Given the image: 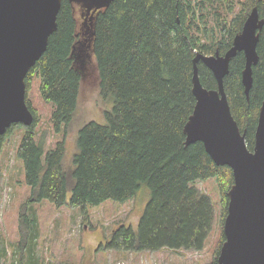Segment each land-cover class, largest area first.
I'll return each mask as SVG.
<instances>
[{"label":"trees","instance_id":"1","mask_svg":"<svg viewBox=\"0 0 264 264\" xmlns=\"http://www.w3.org/2000/svg\"><path fill=\"white\" fill-rule=\"evenodd\" d=\"M253 9L263 25L248 98L241 84L243 53L231 60L223 80L231 116L250 152L264 98V0H113L85 23L84 10L61 0L56 31L25 78V101L34 122L15 148L29 188L28 203L45 201L54 209L43 222L34 206L21 209L18 264H35L37 229L40 224L45 228L55 209L66 203L63 159L69 138L75 152L68 205L80 208L84 221L86 212L106 201L124 203L142 185L150 189L137 230L116 227L105 246L109 250H202L212 227V207L206 195L189 185L214 179L221 205L211 263L216 264L233 177L230 168L211 161L201 143L185 145L184 126L195 105L193 59L197 53L225 54ZM196 67L201 86L216 90L210 70L201 62ZM34 80L40 101L52 104L50 125L64 134V141L46 154L35 143L39 115L29 92ZM87 88L112 102L101 123L84 121L80 114ZM15 126L0 138V148Z\"/></svg>","mask_w":264,"mask_h":264},{"label":"water","instance_id":"2","mask_svg":"<svg viewBox=\"0 0 264 264\" xmlns=\"http://www.w3.org/2000/svg\"><path fill=\"white\" fill-rule=\"evenodd\" d=\"M68 1L85 11V23L113 0ZM60 6L61 0H0V138L12 125L28 128L34 122L25 101V78L56 31ZM262 25L253 9L225 54L197 53L193 59L195 105L184 126L185 145L201 143L211 161L230 168L233 177L222 227L224 241L216 264H264V98L250 152L244 133L231 116L223 86L231 60L243 53L241 84L248 98L253 84L252 67L258 62L256 47ZM199 62L212 73L216 90L201 86L196 67Z\"/></svg>","mask_w":264,"mask_h":264},{"label":"rangeland","instance_id":"3","mask_svg":"<svg viewBox=\"0 0 264 264\" xmlns=\"http://www.w3.org/2000/svg\"><path fill=\"white\" fill-rule=\"evenodd\" d=\"M30 101L37 110L39 120L34 128L35 143L43 153L53 150L57 143L64 141L63 130L55 132L49 123L52 104H44L39 99L37 81L31 86ZM88 96L80 106L83 120L98 123L103 121L104 112L111 110L112 102L102 100L97 92L88 89ZM82 101V102H83ZM25 128L16 125L0 148V264H18L16 252L21 209L34 206L38 220L45 221L54 205L45 201L28 203L29 188L24 181L23 165L15 157V148ZM72 139L66 145L63 169L67 177L69 191L66 203L55 209V215L45 228L37 229L34 239L33 256L35 264H211L213 262L214 245L220 232L221 205L216 181H196L189 186L206 195L213 212L212 227L204 246L200 251H118L109 250L105 246L110 240L111 232L118 226L131 227L137 230L138 222L150 200V189L142 185L137 195L124 203L106 201L86 212L87 220H83L80 208H71L70 187L72 179L71 157L75 152ZM23 264V261H22Z\"/></svg>","mask_w":264,"mask_h":264}]
</instances>
